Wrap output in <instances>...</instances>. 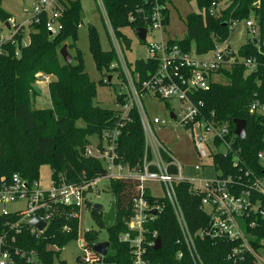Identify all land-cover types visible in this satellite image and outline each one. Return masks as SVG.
<instances>
[{
  "label": "trees",
  "instance_id": "16d2710c",
  "mask_svg": "<svg viewBox=\"0 0 264 264\" xmlns=\"http://www.w3.org/2000/svg\"><path fill=\"white\" fill-rule=\"evenodd\" d=\"M110 22L119 40L127 39L124 28L134 31L148 27L157 3L171 4L173 0H104ZM196 1L201 13L192 12L186 17L185 38L169 39L184 51L206 54L230 38L235 22L253 19L257 37L250 39L233 51V64L220 69L222 82L211 81L207 89L197 92L202 100V117L207 123L225 124L231 130L228 139H233V151L213 155L212 166L218 178L232 177V191L250 190L253 199H263L252 188L256 179L264 178V167L258 153L264 151V0H187ZM219 5L216 15L209 13L212 3ZM62 29L55 35L46 29L47 13L38 22L28 24V40L24 41V26L13 40L0 44V189L10 182L14 174L31 183L39 180V171L44 164L52 171L53 183L65 181L81 185L105 175L101 161L85 154L89 137L97 134L100 144L103 133L119 126L124 97L117 93V107L106 108L94 103L96 84L85 69L81 51L76 47L77 30L82 21L80 0H61ZM164 26L169 25V6L163 10ZM0 17L7 22L10 15L0 9ZM254 39L257 42H254ZM70 40V43L66 44ZM75 48L72 67H69L60 50L63 45ZM89 47L97 69L108 73L117 59L113 49L103 50L94 27L89 29ZM243 59L256 61V68L249 71ZM147 62L136 60V69L142 78L147 77ZM39 74L50 76L48 81L51 107L37 108L31 103L40 94L35 88ZM214 74L212 76H214ZM110 76V75H109ZM107 76L106 82L112 84ZM259 107L252 109L253 104ZM236 120L246 123V136L239 137ZM83 124H79V122ZM121 132L116 151L119 161L130 168L139 169L145 150V133L136 110L128 113L126 122L118 127ZM139 182L131 177L109 179V188L117 206V225L107 229L102 212L94 210L91 202L86 207L95 223L107 231L105 240L99 232L86 230L83 242L87 247L99 241H109L110 248L101 260L114 264H133V251L128 243L120 240L127 230V222L133 214L132 202L137 197ZM178 199L187 224L192 232L196 248L205 264H254V256L241 252L233 256V249L240 243L228 237H211L202 234L210 226V214L201 206V196L191 189L188 182L176 185ZM91 190V189H90ZM158 202L163 206L156 218L146 225L148 233L154 231L161 237L162 245L155 250L147 247L145 258L151 264H189L190 256L183 244L182 234L170 203L165 198ZM51 218L47 228L32 232L20 210L0 214L1 247L9 250L16 264H53L61 250L79 236L80 220L76 206L49 202ZM264 230V218L251 214ZM254 232H259L256 228ZM264 236V231H260ZM149 237V236H148ZM182 252L183 257L178 258ZM60 264H67L60 260Z\"/></svg>",
  "mask_w": 264,
  "mask_h": 264
},
{
  "label": "built area",
  "instance_id": "2783aa9c",
  "mask_svg": "<svg viewBox=\"0 0 264 264\" xmlns=\"http://www.w3.org/2000/svg\"><path fill=\"white\" fill-rule=\"evenodd\" d=\"M97 2L108 24L114 44L112 49L117 56L110 69L114 70L113 72L120 78L122 87L119 93L125 99V103L121 107L122 121L118 127L125 124L128 113L134 109L139 115L145 133V150L141 159V167L139 169L130 168L119 161L116 148L121 130L116 127L103 133L102 144L96 149L89 146L85 149L86 155L93 156L102 162L105 175L89 182L84 181L81 185L68 184L65 181L57 182L51 190L42 191L38 189L37 181L29 183L18 174H14L12 180L4 183L0 189V202L5 205L18 199H24L26 209L20 210L24 215V220L30 221L35 215H38L41 220L46 222L45 230L52 215L49 211L50 201L79 207L80 212L74 215L80 220L81 210L87 208L88 193L101 180L131 177L139 182V194L133 198V214L127 222V230L121 233L120 240L130 245L133 251V264H151L145 255L147 247L155 245L158 235L154 231L148 233V237L146 225L153 221L158 212L162 210L163 206L158 202L160 198H165L172 207L182 234L181 240L189 252V264H205L197 251L195 238L190 231L178 199L176 185L179 182H188L191 184L192 191L201 196L202 208L210 214V226L202 234L237 240L240 244L233 249V256H237L241 252H249L254 256V264H264V236L259 234L264 230L257 221L249 220L251 214L264 218V178L256 179L252 185V188L263 199H253L250 190H243L240 193L232 191V187L235 185L232 177L218 178L216 176L213 181L187 178L173 151L162 142L153 127L156 125L162 129L167 122L159 117L151 120L142 102V96H153L161 100L177 99L179 109L177 111L171 109L170 118L173 113L174 118L171 119L178 118L183 127L191 129L193 144L201 159L210 157L213 161L214 154H227L233 151V139H228L231 135L229 125L227 123L220 125L207 123L202 117L203 102L196 99L198 91L210 86L213 81L212 75L215 72L233 64L236 59L233 56V50L225 46V43L219 44L212 51L211 57L203 59L193 57L190 51H184L179 45L170 44L163 37L165 29L163 10L169 5L157 3L151 20L148 22V27H145L147 29L146 38L156 32L161 37L147 43L149 55L146 58H140L148 63L145 69L147 77L142 78L141 72L136 69V60L129 62L124 54L125 40L121 41L117 37L106 11L105 1L97 0ZM218 7L219 5L213 2L209 13L216 15ZM43 13H47L46 29L50 34H57L62 29L61 0H36L29 23L38 22ZM8 21L10 36L4 39L0 35V44L13 40L14 35L23 26L16 24L14 19L9 18ZM245 24L249 30L257 33L253 19L247 20ZM243 61L249 71L256 68L255 60L243 59ZM110 76L112 81V75ZM49 80L50 76L39 74L36 82L46 81L48 83ZM257 107H259L257 103L252 105L253 110ZM260 110L264 112V106H260ZM210 144L216 149L212 150ZM221 146L225 147L223 152L219 150ZM258 157L261 160L264 157V151L259 152ZM201 167L200 164H196L195 171H200ZM150 182H159L164 190V195H154L150 190ZM154 211L155 213H153ZM9 212L11 211H7L3 207L0 214ZM30 227L32 232L44 231H39L33 226ZM255 228L259 229V232H254ZM2 243L3 239L0 238V264H16L12 253L1 247ZM83 244L82 263L91 262L92 254L95 255V261L102 259L103 256L95 253L84 242ZM182 257L183 253L179 252L178 258Z\"/></svg>",
  "mask_w": 264,
  "mask_h": 264
},
{
  "label": "rangeland",
  "instance_id": "374dc122",
  "mask_svg": "<svg viewBox=\"0 0 264 264\" xmlns=\"http://www.w3.org/2000/svg\"><path fill=\"white\" fill-rule=\"evenodd\" d=\"M35 0H0V9L10 15L11 19L15 20L16 24L23 25L24 41L28 38L29 18L32 15ZM82 5V21L77 30L76 47L81 51L85 69L91 81L96 84V96L94 103H98L106 108L117 107V93L121 91V80L116 73H108L104 68L100 72L95 64L89 47V29L94 27L98 34L99 42L103 50H111L114 47L108 24L100 9L97 0H80ZM219 5L222 6V3ZM196 12L201 13L196 1L173 0L169 4V25L163 31V37H171L181 40L187 35L186 17L188 14ZM9 22V21H8ZM11 24V23H10ZM122 32L127 39H130L131 49L124 47V54L129 62H133L140 58H146L149 55L147 43L154 39H159L161 35L156 32L150 34L144 42L138 39L136 32L131 28H124ZM0 35L6 39L10 36V30L5 26V22L0 17ZM257 37V33L249 30L245 21L235 22L227 45L234 52H238L240 47L245 45L248 40ZM70 43V40L66 44ZM71 55L75 53V48H68ZM212 52L199 55L193 47L192 55L195 58L207 59L212 56ZM112 75V84L106 82L107 76ZM214 81L222 82L223 78L219 74H214ZM224 82V81H223ZM35 88L39 91V96L31 98V103L37 108L51 107L49 97L48 83L42 81L35 83ZM142 102L147 111L149 118L152 120L155 117L164 119L167 123L165 126L153 125L158 137L173 151L176 160L183 167L184 175L187 178H196L197 180L213 181L216 179V169L212 166L211 158L201 159L194 147L190 128L182 126L178 118L171 119V109L177 111L179 102L177 99L161 100L153 96H142ZM83 124V122H79ZM100 142V137L94 134L89 137V147L96 149ZM212 150L216 148L210 144ZM220 151H224L225 147H219ZM261 164L264 167V157L261 158ZM200 164V171H195V165ZM197 172V173H196ZM54 186L52 179V171L49 165L44 164L39 171L38 189L42 191L51 190ZM150 190L156 196H163L164 190L159 182H150ZM99 195V197H97ZM88 201L92 204H101L103 210L107 211L113 201V193L109 188V180H101L98 185L88 193ZM6 208L7 211H17L26 209V201L18 199L15 202H10L3 205L0 202V213ZM86 230H95L99 232V239L107 238V231L95 223L91 217L89 208H83L80 215V230L77 239L70 241L62 250L59 257H55L53 264H60V260H65L67 264H78L77 257L84 255L83 234ZM92 261L82 264H114L103 260L95 261V255L92 254Z\"/></svg>",
  "mask_w": 264,
  "mask_h": 264
},
{
  "label": "water",
  "instance_id": "95a60500",
  "mask_svg": "<svg viewBox=\"0 0 264 264\" xmlns=\"http://www.w3.org/2000/svg\"><path fill=\"white\" fill-rule=\"evenodd\" d=\"M5 26L7 28H10V25L8 22L5 24ZM135 32H136L138 39L140 41L144 42L146 40V35H147V29L146 28L139 27L135 30ZM254 42L256 43L257 40L254 39ZM131 44H132V42L130 39H127L124 41V46L127 49L131 48ZM60 55L64 59L65 63L69 67H72L73 56L69 52L68 46L66 44L63 45V47L61 48ZM108 79L111 80V76H109ZM171 118H174L173 113H171ZM235 123H236L235 133L239 137L244 138L246 136V123H245V121L236 120ZM93 208H94V210H96L98 212H102V219H103V222H104L107 229H112V228L116 227V225H117V206H116V200L115 199H113V201L111 202L110 207L107 211L103 210V206L101 204H94ZM153 213H155V211ZM28 225L37 228L39 231H42L46 227V222L41 220L38 215H35L30 221H28ZM161 245H162V240H161V237L158 236L155 239L154 249L155 250L160 249ZM109 248H110V242L109 241H99V242H94L91 244V249L95 253L100 254L101 256H106L108 251H109ZM81 260H82V258L79 256V257H77L76 262L78 264H80Z\"/></svg>",
  "mask_w": 264,
  "mask_h": 264
},
{
  "label": "crops",
  "instance_id": "0c3cea01",
  "mask_svg": "<svg viewBox=\"0 0 264 264\" xmlns=\"http://www.w3.org/2000/svg\"><path fill=\"white\" fill-rule=\"evenodd\" d=\"M36 1V0H35ZM35 3V2H34ZM7 22H5V24H6ZM248 28V27H247ZM232 29H233V26H232ZM171 37H167V38H165V39H167V40H169ZM255 38V37H254ZM171 39H175V38H171ZM27 40H28V38H27ZM225 46H228L229 48H230V46L229 45H227L226 44V42H225V44H224ZM192 53V52H191ZM80 264H82V262L80 263Z\"/></svg>",
  "mask_w": 264,
  "mask_h": 264
}]
</instances>
